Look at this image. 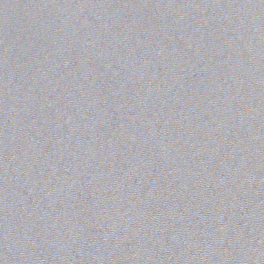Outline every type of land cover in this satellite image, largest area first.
I'll return each instance as SVG.
<instances>
[{
	"label": "water",
	"instance_id": "water-1",
	"mask_svg": "<svg viewBox=\"0 0 264 264\" xmlns=\"http://www.w3.org/2000/svg\"><path fill=\"white\" fill-rule=\"evenodd\" d=\"M0 264H264V0H0Z\"/></svg>",
	"mask_w": 264,
	"mask_h": 264
}]
</instances>
